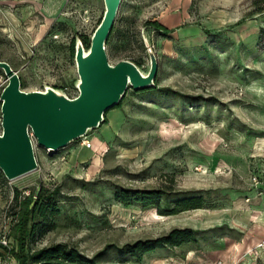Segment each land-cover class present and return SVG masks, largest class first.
Instances as JSON below:
<instances>
[{
	"label": "rangeland",
	"instance_id": "374dc122",
	"mask_svg": "<svg viewBox=\"0 0 264 264\" xmlns=\"http://www.w3.org/2000/svg\"><path fill=\"white\" fill-rule=\"evenodd\" d=\"M252 2L121 0L107 62L130 61L146 74L147 37L158 64L155 88L128 89L86 136L90 148L79 140L52 152L32 138L37 169L12 181L0 177V241H12L15 191L19 200L42 191L56 194L31 251L65 244L91 258L107 245L191 229L195 242L139 261L109 252L99 264H183L200 246L246 238L260 240L263 254L254 260L263 263L264 13L253 14ZM103 13V0H0V62L17 73L22 92L49 87L74 99L75 41L90 43ZM6 85L0 70V94ZM119 189L163 196L158 208L124 205L115 198ZM191 198L201 208L173 212ZM5 259L16 264L0 249V264Z\"/></svg>",
	"mask_w": 264,
	"mask_h": 264
},
{
	"label": "water",
	"instance_id": "95a60500",
	"mask_svg": "<svg viewBox=\"0 0 264 264\" xmlns=\"http://www.w3.org/2000/svg\"><path fill=\"white\" fill-rule=\"evenodd\" d=\"M120 2L103 0V17L87 50L79 39L75 41L76 98L69 99L49 87L43 92H22L17 73L0 62L7 79L0 94V171L8 181L37 169L32 138L45 150L59 151L99 128L106 113L119 106L128 89L138 92L155 88L158 64L147 37L143 36L149 61L146 74L130 61L114 66L107 62L105 43Z\"/></svg>",
	"mask_w": 264,
	"mask_h": 264
},
{
	"label": "trees",
	"instance_id": "16d2710c",
	"mask_svg": "<svg viewBox=\"0 0 264 264\" xmlns=\"http://www.w3.org/2000/svg\"><path fill=\"white\" fill-rule=\"evenodd\" d=\"M252 8L253 14L264 13V0H253ZM151 25L155 31H166L164 27L156 22L151 23ZM80 41L84 49L89 48L90 43L87 39H80ZM135 65L137 66V64ZM0 177H3L1 172ZM55 194L56 193L45 194L39 191L34 197L19 200V193L15 191L13 195L14 213L12 215L15 222L10 231L13 247L5 248L0 245V249H2L16 264H99L109 252H114L118 255L127 256L139 261L142 255L150 254L155 250L175 248L183 244L195 242L196 231L191 229H173L167 235L156 239L139 240L121 247L107 245L91 258L81 255L76 248L69 247L65 244H57L38 251H31L29 245L37 229L41 227L39 222H46L45 224L50 223L49 218L52 213H49L48 204ZM162 196L163 193L160 191H128L119 189L115 198L120 200L124 205H129V201L134 200L143 208H158ZM201 202L200 198L179 201L176 203V209L173 212L178 213L199 209L201 208ZM42 231H44V229Z\"/></svg>",
	"mask_w": 264,
	"mask_h": 264
},
{
	"label": "crops",
	"instance_id": "0c3cea01",
	"mask_svg": "<svg viewBox=\"0 0 264 264\" xmlns=\"http://www.w3.org/2000/svg\"><path fill=\"white\" fill-rule=\"evenodd\" d=\"M260 240L251 238L244 239L241 243L222 242L215 246L191 251L183 260V264H259L254 259L262 253L259 249ZM259 249V250H258ZM258 251V253H257ZM263 258V255H261ZM263 261V259H262ZM264 264V261L263 263Z\"/></svg>",
	"mask_w": 264,
	"mask_h": 264
},
{
	"label": "built area",
	"instance_id": "2783aa9c",
	"mask_svg": "<svg viewBox=\"0 0 264 264\" xmlns=\"http://www.w3.org/2000/svg\"><path fill=\"white\" fill-rule=\"evenodd\" d=\"M81 145L84 146L85 148H90V146H91L89 141L86 140V137L82 139ZM253 182L256 183L255 178H253ZM0 245L2 247H5V248H12L13 247V243L9 239L8 240L4 239V240L0 241ZM2 264H8L7 260L5 259Z\"/></svg>",
	"mask_w": 264,
	"mask_h": 264
}]
</instances>
